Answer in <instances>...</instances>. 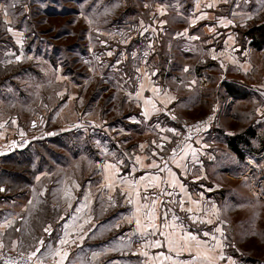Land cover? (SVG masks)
I'll return each instance as SVG.
<instances>
[{
    "label": "crops",
    "instance_id": "0c3cea01",
    "mask_svg": "<svg viewBox=\"0 0 264 264\" xmlns=\"http://www.w3.org/2000/svg\"><path fill=\"white\" fill-rule=\"evenodd\" d=\"M190 2V6L182 2L183 7L188 8L185 12L179 10L181 3H174L184 24V28L175 33L189 40H203L209 59L216 62L222 74L216 84L217 94L206 100L214 109H220L222 117L225 114L224 119L226 101L233 102L235 108L248 101L253 106L249 126L238 131L223 124L214 131L215 124L205 138L188 142L180 152L173 151L181 133L177 125L172 124L178 122L176 108L191 102L196 82L187 85L191 96L181 98L171 86L153 79L145 68H138L135 90H122L128 104L135 107V111L126 115V122L137 125L132 126L133 131H141V140L110 143L107 140L113 141L111 128L98 122L88 132L77 126L70 128L67 122L76 114L73 113L75 96L72 91L53 115L51 125L54 129L44 126L35 131L38 137L31 135L34 130L28 132L19 125L18 119L10 116L0 121V188L4 189L0 191L2 248L28 256L40 248L32 257L34 264H242L228 252L225 202L219 199V194L216 196L219 193L217 185L206 186L205 181L209 182L208 167L216 161L211 148L216 135L228 139L229 149V139L241 134L252 145L259 133L258 126L264 125V80L262 83L257 78L261 69L258 57H264V42L256 41L264 38V31L260 30L264 25V0ZM13 4V11L17 8V1L10 0L7 16L0 13V21L4 24L0 34L4 36L0 39V65L17 61L18 49L23 44L17 17L12 15ZM9 28L12 31H8ZM14 83L6 80L4 86ZM74 88L77 87L74 85ZM5 93L0 89V96ZM234 113L239 119L244 116L242 111L234 109ZM160 117L169 119L170 123L161 127L162 122L157 121V128L148 129L155 131L156 138L139 127ZM111 127L116 129V125ZM80 131L89 133L92 140L105 138L104 143L95 144L94 152L90 151L95 156L97 176H86L83 183L81 172L78 177L64 176L58 178L56 188L50 191L47 183L54 177V165L65 164L71 159L77 161L82 148L77 142L51 143L48 140H66ZM16 165L28 167L29 173L18 171ZM154 177L159 179L154 180ZM35 183H41L40 191L35 190ZM14 185L22 188L13 190L11 186ZM164 189L166 193L161 195ZM49 191L52 192L51 209L41 204L49 201L48 195L45 196ZM145 196L149 199H143ZM153 199L156 200L154 205ZM45 228L49 231L45 232ZM61 239L66 243L61 245ZM157 240L161 242L159 247L155 246ZM168 241L173 243L170 245ZM65 252L68 253L66 257Z\"/></svg>",
    "mask_w": 264,
    "mask_h": 264
},
{
    "label": "rangeland",
    "instance_id": "374dc122",
    "mask_svg": "<svg viewBox=\"0 0 264 264\" xmlns=\"http://www.w3.org/2000/svg\"><path fill=\"white\" fill-rule=\"evenodd\" d=\"M0 1L8 7L9 14L10 0ZM13 1H17V8L13 11L12 7V15L17 17V29L23 34V44L19 48L22 53L19 49L17 52L19 61H12L14 63L10 65L6 61L0 65V89L7 92L0 96V121L12 116L28 132L34 130L33 137H38L35 131L44 126L46 129L53 127L54 113L58 112L57 108L72 91L75 96L73 113L75 111L76 114L67 122L70 128L77 126L88 132L90 128H85L87 124L96 125L98 122L111 128L113 141L107 140L110 143L141 140V131H133L132 126L137 125L126 122V115L135 111V107L128 104L122 90H135L139 79L138 68H145L153 79L171 86L181 98L191 96L187 85L196 82L191 102H184L176 108L181 117L172 124H176L180 132L182 125L194 124L210 115L215 116L214 131L223 124L238 131L249 126L253 106L248 101L236 108L233 102L226 101L224 119L225 114L222 117L220 109H214L213 104L206 100V97L217 94L216 84L221 78V70L216 62L209 59L203 40H189L179 32L175 33L183 29L184 24L181 21L183 18L177 15L174 3H181L179 10L185 12L188 8L183 7L182 2L190 6V0ZM3 27L0 21L1 32ZM260 30L264 31V25ZM258 61L261 69L257 78L262 82L264 57H258ZM10 79L15 85L4 86ZM207 82L209 87L205 85ZM234 109L242 111L244 116L236 118ZM164 118L144 122L139 127L145 128L143 132L148 136L156 138L155 131L148 129L157 128L155 124L158 122H162L161 127L168 125L169 119ZM236 124L239 126H234ZM113 125L116 129L111 127ZM263 127L258 126L255 143L240 145L243 159L227 147L228 139L216 135V140L211 143L216 161L208 167L209 182L205 181L206 186L217 185L219 193L216 196L219 194V199L225 202L228 252L242 264H264ZM91 138L89 133L80 131L77 135L66 137V140H53L81 144L82 155L76 158L77 161L71 159L65 164L54 165V177L47 183L50 191L56 188L58 178L64 176L78 177L81 172L82 183L86 176H97L93 152L95 144L104 143L105 138ZM16 169L29 173L28 167L18 166ZM20 188L11 186L13 190ZM35 190H41V183H35ZM50 191L45 195H48L49 201L41 203L47 204L48 208L52 204Z\"/></svg>",
    "mask_w": 264,
    "mask_h": 264
},
{
    "label": "built area",
    "instance_id": "2783aa9c",
    "mask_svg": "<svg viewBox=\"0 0 264 264\" xmlns=\"http://www.w3.org/2000/svg\"><path fill=\"white\" fill-rule=\"evenodd\" d=\"M215 124V116L210 115L205 120L198 121L194 124L182 125V132L179 141L175 145V151L180 152L188 142H194L198 138L207 135ZM88 127L93 129V123L87 124ZM262 155L260 156V158ZM0 264H34L33 260H29L28 256L19 252H14L8 249L0 248Z\"/></svg>",
    "mask_w": 264,
    "mask_h": 264
},
{
    "label": "snow or ice",
    "instance_id": "6c2138e0",
    "mask_svg": "<svg viewBox=\"0 0 264 264\" xmlns=\"http://www.w3.org/2000/svg\"><path fill=\"white\" fill-rule=\"evenodd\" d=\"M11 6L14 7L15 5L13 4V5H11ZM209 7H211V5H209ZM0 9L3 10V14H4V16H7V15H8V7H6L4 4H0ZM161 14H163V13H161ZM5 23H7V21H5ZM229 23H230V22H229ZM8 31H12V29L9 28ZM109 55H111V53H109ZM16 60L19 61V60H20V56H17V57H16ZM9 62L11 63V61H9ZM185 71H188V69L185 68ZM146 102H147V101H146ZM143 114H144V115H147L148 113H147V112H144ZM173 119H175V117H173ZM34 126H35V125H34ZM168 131H174V130H173V129H168ZM21 135H23V133H21ZM154 143H155V142H154ZM161 147H162V146H161ZM173 151H175V150H173ZM137 159H139V158L137 157ZM108 167H114V165H109ZM161 171H163V169H161ZM169 171H170V169H169ZM153 179H154V180H158L159 177H154ZM181 187H183V186H181ZM0 191H4V189L0 188ZM165 193H166V189H164V190L161 191V195H163V194H165ZM167 194H168V195H171V193H167ZM138 195H139V193H138ZM143 199L147 200V199H149V197H148V196H145V197H143ZM152 203H153V205H154V204L156 203V200L153 199V200H152ZM179 203L181 204V206L183 205V201H182V200H181ZM188 211H191V209H188ZM165 218H166V217H165ZM9 223H10V222H9ZM136 224H137V227L140 226L139 221H137ZM49 228H50V226H49ZM49 228H45V229H44L45 232H48V231H49ZM17 231H19V229H17ZM216 231L219 232L220 229L217 228ZM65 235H68V234L65 233ZM204 235L207 236L208 233H204ZM214 238H215V237H213V239H214ZM190 239H193V240H194V239H196V237H190ZM59 243H60L61 245H63V244L66 243V241H65L64 239H61V240L59 241ZM168 243L171 245V244L173 243V241H168ZM40 244L43 245V241H42V240L40 241ZM3 246H4L3 243L0 242V248H2ZM155 246H157V247L161 246V242H160L159 240L155 241ZM181 246L183 247V246H185V245H181ZM38 252H40V248H36L35 251H33V252L31 253V255L28 256V259L31 260L32 257H33V256H36ZM67 255H68V253L65 252V253H64V256L66 257ZM145 255H147V253H145ZM221 258L223 259V257H221ZM62 259H63V257H62Z\"/></svg>",
    "mask_w": 264,
    "mask_h": 264
},
{
    "label": "trees",
    "instance_id": "16d2710c",
    "mask_svg": "<svg viewBox=\"0 0 264 264\" xmlns=\"http://www.w3.org/2000/svg\"><path fill=\"white\" fill-rule=\"evenodd\" d=\"M2 32L0 31V34ZM1 36V35H0ZM257 42H264V38H261V39H257L256 40ZM54 139H58V138H54ZM54 139H51V140H48V142H51V143H59V142H56L53 141ZM240 140V141H238ZM244 140V141H243ZM241 144H244L245 146H250L251 144L249 143L248 139L245 138L244 135H237L231 139H229V145L231 147V149L233 150V152L238 155L239 158L243 159L244 158V155L242 154L241 152V149H240V145ZM39 153H43V151H38ZM50 152V151H49ZM17 166V165H16ZM18 167V166H17Z\"/></svg>",
    "mask_w": 264,
    "mask_h": 264
}]
</instances>
